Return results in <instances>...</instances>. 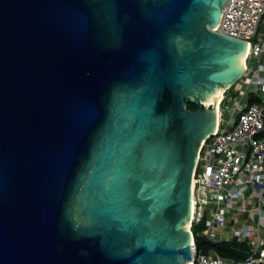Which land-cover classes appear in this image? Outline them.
<instances>
[{
    "label": "water",
    "instance_id": "1",
    "mask_svg": "<svg viewBox=\"0 0 264 264\" xmlns=\"http://www.w3.org/2000/svg\"><path fill=\"white\" fill-rule=\"evenodd\" d=\"M224 2L0 0V264H192Z\"/></svg>",
    "mask_w": 264,
    "mask_h": 264
},
{
    "label": "built area",
    "instance_id": "2",
    "mask_svg": "<svg viewBox=\"0 0 264 264\" xmlns=\"http://www.w3.org/2000/svg\"><path fill=\"white\" fill-rule=\"evenodd\" d=\"M213 29L248 47L242 74L222 88L216 128L198 148L187 227L192 264H264V0H225ZM196 225L203 226L194 232ZM198 235L238 255L201 250Z\"/></svg>",
    "mask_w": 264,
    "mask_h": 264
},
{
    "label": "trees",
    "instance_id": "3",
    "mask_svg": "<svg viewBox=\"0 0 264 264\" xmlns=\"http://www.w3.org/2000/svg\"><path fill=\"white\" fill-rule=\"evenodd\" d=\"M187 107L194 110L197 108V105H196V103H194L192 101H188ZM202 226L203 225L194 226L193 227L194 232H195V229H197V227H202ZM196 237H201V236H199V235L195 236V242H196ZM198 243H200V242H198ZM203 243H204V249L202 248V250H204V251H209L211 249L210 247L213 246L214 243L216 244V242H212L211 240L207 239V237H204ZM222 244H225L224 248H221L220 246L218 247V245H217V250H214V251H216L217 253H219L221 255H235V256L238 255L236 251H234L233 249L230 248V244H228V243H222ZM197 247H198V245H197ZM199 249H201V248H199Z\"/></svg>",
    "mask_w": 264,
    "mask_h": 264
},
{
    "label": "rangeland",
    "instance_id": "4",
    "mask_svg": "<svg viewBox=\"0 0 264 264\" xmlns=\"http://www.w3.org/2000/svg\"><path fill=\"white\" fill-rule=\"evenodd\" d=\"M248 62H250V60H248ZM231 103V102H230ZM201 227H197V229H195V231L196 230H198V229H200ZM204 237L205 236H201V237H196V244L198 245V247L199 248H201V250H202V248L204 249V243H203V239H204ZM198 242H200V243H198ZM218 242H216V244H217ZM215 243L213 244V246H211L210 248L212 249V250H217V245H218V247L220 246L221 248H224L225 247V244H222V243H218L217 245H216Z\"/></svg>",
    "mask_w": 264,
    "mask_h": 264
},
{
    "label": "bare ground",
    "instance_id": "5",
    "mask_svg": "<svg viewBox=\"0 0 264 264\" xmlns=\"http://www.w3.org/2000/svg\"><path fill=\"white\" fill-rule=\"evenodd\" d=\"M245 57H246V55L243 56L242 64H243V62H244ZM221 94H222V88H221V92H220V94H219V96H218V98H217V100H216V103H215V100H208V101L206 102V104H207V103H211V102H213V103H215V107H217L216 104L218 103V100H219ZM216 109H217V108H216ZM192 188H193V181H192ZM191 199H192V191H191Z\"/></svg>",
    "mask_w": 264,
    "mask_h": 264
}]
</instances>
